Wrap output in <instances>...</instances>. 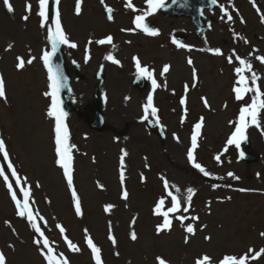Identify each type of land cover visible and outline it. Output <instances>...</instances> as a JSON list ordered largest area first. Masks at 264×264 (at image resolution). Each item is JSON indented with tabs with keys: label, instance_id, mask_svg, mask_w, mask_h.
Masks as SVG:
<instances>
[{
	"label": "rangeland",
	"instance_id": "1",
	"mask_svg": "<svg viewBox=\"0 0 264 264\" xmlns=\"http://www.w3.org/2000/svg\"><path fill=\"white\" fill-rule=\"evenodd\" d=\"M169 1L164 0V5ZM216 2L215 9L204 13L205 32L199 39L190 20L163 17L159 8L145 20L159 35L139 32L134 19L147 10L146 0H104V4L81 0L79 15L74 11L76 0L56 3L62 30L69 43L77 45H62L66 64L78 65L81 76L79 81L72 79L69 104L74 110L64 119L71 145L73 186L69 189L63 169L56 163L55 119L47 116L51 97L46 95L49 83L41 59L50 51L48 29H54L56 14L54 19L47 18L42 28L38 0H10L13 13L0 0V77L6 92V99L0 98V140L7 153V159L0 153L4 162L0 171V253L6 264H47L41 255L47 249L42 241L39 247L33 242L38 234L27 216H17L5 177L21 203V188L30 191L32 222L48 239L56 264L61 260L95 264L86 237L100 249L101 264H158V257L165 264H196L204 256L210 258L209 264H219L225 255H247V264H264V254L252 259L249 252L264 248L260 235L264 233V108L258 109L256 123L246 117L248 126L239 149L227 143L240 108L249 106L256 95L252 91L241 101L235 99V68L243 67L237 57L252 65L242 75L249 87L259 89L258 103L264 101V64L256 59L264 57V0ZM29 3L30 14L25 11ZM106 6L112 9L111 21L105 17ZM26 15L29 18L24 20ZM108 36L113 38L111 44L96 43ZM213 50L223 54L215 55ZM109 54L118 63L106 60ZM17 57L25 61L19 70ZM134 57L152 73L156 89L147 77L142 91L132 87L138 75ZM164 65L170 69L161 75ZM99 67H104L106 75L102 107L106 121L104 129L96 132L81 118L84 110L93 106L94 76ZM253 72L259 77L255 84ZM149 94L157 115L153 118L149 110L148 119L159 121L162 138L146 126L144 105ZM201 121L194 162L209 173L207 176L187 158L194 126ZM122 152L127 153L123 185ZM243 152L255 159L241 161ZM165 181L168 191L181 199V208L169 214L170 229L157 234L163 217L153 214L155 205L164 198V210L171 207ZM189 188L193 189L190 202ZM72 190L79 198L80 216L75 212ZM124 191L126 199L122 198ZM106 206L113 207L106 212ZM181 215L186 217L184 226L175 219ZM192 216L198 220H191ZM188 224L194 226V235L185 231ZM57 225L65 231L61 233ZM132 232L135 241L130 238ZM110 234L115 244L109 240ZM66 240L80 251L70 250Z\"/></svg>",
	"mask_w": 264,
	"mask_h": 264
},
{
	"label": "snow or ice",
	"instance_id": "2",
	"mask_svg": "<svg viewBox=\"0 0 264 264\" xmlns=\"http://www.w3.org/2000/svg\"><path fill=\"white\" fill-rule=\"evenodd\" d=\"M101 4H104V0H100ZM175 2V0H173ZM213 4L216 3V0H211ZM56 3L59 4V0H56ZM4 7L7 9L9 13H13L14 9L10 3V0H3ZM49 5V0H38V12L37 15L40 17V26L43 28L45 27V20L47 19V8ZM146 5H147V10L143 12L141 15H137L134 19V24L137 28L141 29L146 35L155 37L159 35L158 30L151 28L148 24L145 23L146 17L152 15L158 8L164 5V0H146ZM128 7H132L131 4L127 5ZM31 4H26L25 6V11L27 13H31ZM106 12L108 13V20L111 21L113 19L111 12L112 9L108 8L106 6L105 8ZM133 11H136L135 8H133ZM222 12H224V9H221ZM75 12L77 15L80 14L81 12V0H76L75 4ZM225 16H227L228 20H231L232 17L228 15L227 13H224ZM29 17L26 15L23 17L24 20H27ZM243 22V21H242ZM262 23H264V17H262ZM52 23L55 25L54 29L49 28L48 29V41L52 45V50L51 52H45L41 59L43 60L44 66L47 69L48 72V80L50 81L48 87L50 89V92L47 93L46 95L51 97V104L50 107L47 111V116L48 117H54L55 119V153L57 156L56 163L58 166H60L63 169V174L67 180L68 187L69 189H72V175L70 172V162H71V156H70V149L71 145L68 144V139H69V133L68 129L65 126L64 123V118H65V113L61 109V102L59 99V93L61 92L62 88L67 86V82L62 76L59 66H56V68H53L52 63H51V57L55 55L57 51V45L58 44H67L68 47L70 48H75L77 47L76 44L74 43H69L65 33L62 30L61 27V22L59 19V12L57 11L56 13V19L52 21ZM112 37L108 36L106 38L100 39L96 41L97 44L99 45H105V44H111L112 42ZM174 44L177 42L175 40L172 41ZM247 42V41H245ZM89 43H92L90 40ZM180 47H184L183 44L179 45ZM11 46H9L10 48ZM213 54L215 55H222L223 53L220 50H213ZM88 56L86 55L85 60L87 62ZM106 60L111 61L112 63H118V61L113 59V56L111 54L107 55L105 57ZM239 64L243 67H236L235 68V74L238 77L237 80L235 81V84L237 86H234L233 92L235 93V99L237 101H241L244 98V95L248 92L255 91L256 95L252 98V102L249 106H243L240 108L239 112V120L237 122V125L235 127V131L232 133L231 137L227 141L229 145L235 144V146L239 149L241 145V141L245 139V129L248 126L246 117H251V120L253 123H256L257 120V113L258 109L264 108V101H260L258 103L259 97H260V92L259 89H253L248 86V81L242 73H244L246 70H251L252 65L248 62H246L244 59H240L237 57ZM257 60H259L262 64H264V57L257 56ZM17 69H22L25 65V61L17 57ZM134 61L136 63V68H137V73L143 77H147L151 79V85L153 89H156L158 87L157 81L152 78V73L146 68V67H141L140 62L138 58L134 57ZM28 64L32 63V60L29 59L27 61ZM188 63L191 65L192 61L191 59L188 60ZM228 63L232 64L233 60L231 57L228 58ZM170 69L169 65H164L161 75H164L167 73ZM193 78L195 80L196 78V70L193 68ZM259 79L256 73H252V84H255L256 81ZM0 98L6 99V92H5V82L2 77H0ZM181 105L185 103L184 99H181L180 101ZM205 103L207 104L206 100ZM149 110L151 111V116L153 118L156 117L157 115V109L153 107V97L151 94L148 95L147 97V103L144 105V112H145V117L144 119H148V113ZM156 123L158 124L159 121L157 120ZM202 127V121L200 123H196L193 129V134L191 136V148L187 152V158L190 162L192 163V166L199 170L201 173L204 175H209L205 171V169L199 164L194 162V150L197 147V134L196 130L200 129ZM175 139H179L178 137H175ZM0 153H4L5 159H7V153L5 152V145L2 140H0ZM127 155L126 152H122V155L120 157V162H121V172H120V178H121V183L123 185L124 181V157ZM241 156H243V153H241ZM217 161L220 160V157L217 156L215 157ZM9 169L12 168L11 164H9ZM0 175H3L2 172H0ZM12 175L15 177L17 174L15 170H12ZM233 175L232 173H229V176ZM4 182L6 186L8 187L9 193L11 195V199L14 202L16 206V214L19 217H25L27 216L28 220L31 222V227L34 229V231L38 234L36 239H34V243L39 247L41 245V241L43 242V249H47V252H44L43 250L41 251V255L44 256L45 260L47 261V264H56V262L53 260L52 257V252L53 249L50 246V243L47 238L44 237V234L41 232L40 228L37 226L35 222H32L33 219V213L29 208V196H30V191L25 188H21V192L23 194L24 201L21 203V201L17 198L16 192L12 190V185L8 184V178H4ZM20 186V180L17 178V187ZM165 190L168 194V196L171 197V207H168L166 210H164V205H165V200L164 198H161L158 200L157 204L155 205V208L153 209V214L157 216L163 217V223L157 226V234H160L162 231L166 229H170L172 225V219L170 218V213H176L177 211L180 210L181 208V199L179 198L178 195L173 194L171 191H168L169 185L165 181L164 184ZM243 191V190H242ZM177 192H179V189H177ZM128 193L124 191L123 197L124 199L127 198ZM193 195V189L189 188L187 190V201H191ZM72 199L74 201V206H75V212L77 216L81 215V206L79 202V198L77 196V193L75 190H72ZM110 207L113 206H106L105 211H109ZM184 212L188 211V208L183 209ZM175 219L180 220L181 225L184 226V221L186 219L185 216H175ZM191 220L196 221L198 220V217L192 216ZM7 223V222H6ZM57 227L60 228L61 233H63L65 230L60 226L57 225ZM185 231L189 234H195V229L192 224H188L185 227ZM262 237H264V233L260 234ZM109 240L112 241L113 244L116 243L114 237L110 234L109 235ZM133 241L137 239V236L135 232L131 233L130 237ZM206 240L210 239V237H205ZM185 242H188V237H185ZM66 243L69 246V249L74 251V252H79L80 249L73 244L71 241L66 240ZM86 243L88 247L91 249L93 259L95 261V264H101V258H100V249L93 243V241L89 238L86 237ZM249 252L253 253L252 259H257L260 257L262 254H264V248H262L259 252H256L254 249H249ZM158 259V264H165V261L161 258ZM248 257L247 255L242 256V257H236V256H229L225 255L224 258L219 262V264H247ZM210 258L208 256H204L202 259H197L196 264H209ZM0 264H6V258L3 255V253H0ZM59 264H68L67 260H61Z\"/></svg>",
	"mask_w": 264,
	"mask_h": 264
},
{
	"label": "water",
	"instance_id": "3",
	"mask_svg": "<svg viewBox=\"0 0 264 264\" xmlns=\"http://www.w3.org/2000/svg\"><path fill=\"white\" fill-rule=\"evenodd\" d=\"M55 0H50V9H49V15L53 16V6H54ZM213 7V3L211 0H175V2H171L168 6L164 7L162 12L166 15H175L180 16L184 15L187 17H192V20L194 24L198 27L199 31L197 32V35H200L203 31L202 22L200 20L202 16V10L203 9H211ZM51 63L53 68H56V66H59V70L64 77V79L67 82V86L62 88L61 92L59 93V99H60V106L63 111L64 103L67 101V96L69 93V75L66 71L65 63H64V56L60 47V44L57 45V51L55 55L51 57ZM72 72H76V67L72 66ZM97 79L99 80V83L96 86V92L94 95V101H95V107L92 111L89 125L90 128H94L97 131H100L104 128V120L103 116L101 115L100 107L102 104V99L99 95L102 82H103V76H102V69L97 74ZM140 87H142V83L140 82ZM67 109L69 110V107L67 106ZM149 127L158 133L159 136L160 130L152 123L149 122ZM249 161H253L255 158L253 156L248 157ZM0 167L2 168V163L0 159Z\"/></svg>",
	"mask_w": 264,
	"mask_h": 264
}]
</instances>
